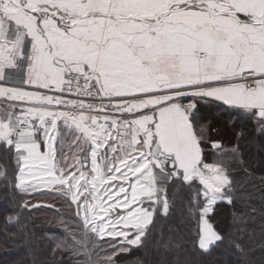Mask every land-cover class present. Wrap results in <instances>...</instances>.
I'll list each match as a JSON object with an SVG mask.
<instances>
[{
    "label": "snow or ice",
    "instance_id": "6c2138e0",
    "mask_svg": "<svg viewBox=\"0 0 264 264\" xmlns=\"http://www.w3.org/2000/svg\"><path fill=\"white\" fill-rule=\"evenodd\" d=\"M217 101L264 135V0H0V149L15 160V189H51L73 206L80 232L51 249L68 264L178 251L157 228L177 204L197 251L249 254L251 213L233 212L240 235L210 219L244 199L238 146L222 151L200 123V105ZM205 146L220 158L206 162Z\"/></svg>",
    "mask_w": 264,
    "mask_h": 264
},
{
    "label": "trees",
    "instance_id": "16d2710c",
    "mask_svg": "<svg viewBox=\"0 0 264 264\" xmlns=\"http://www.w3.org/2000/svg\"><path fill=\"white\" fill-rule=\"evenodd\" d=\"M199 117L211 139L223 145L222 151L238 146V159L232 167L238 184L242 185L244 199L235 207L219 202L210 219L219 231L240 235L230 227L232 214L236 210L251 213L245 217L247 230L242 237L249 254L241 257L226 251L224 245L214 247L208 254L197 251L191 240L195 224L181 214V205L177 204V210L169 218L157 220V228L162 226L166 238L172 236L182 243L178 251L165 256L153 245L133 248L120 254L116 264H176L177 260L179 264H264V135L258 133V125L249 114L216 102L202 103ZM205 147L206 162L220 158L219 153ZM5 168L6 176L3 175ZM17 173L11 154L0 149V264H68L72 260L70 256L60 253L52 256L51 249L71 232H80L73 206L66 197L51 189L20 192L13 187ZM173 191L175 188L170 189ZM179 199L186 202L187 194L182 193ZM24 202L29 207L19 208ZM17 213L19 223L8 224L6 216ZM105 254L107 249L101 253Z\"/></svg>",
    "mask_w": 264,
    "mask_h": 264
},
{
    "label": "crops",
    "instance_id": "0c3cea01",
    "mask_svg": "<svg viewBox=\"0 0 264 264\" xmlns=\"http://www.w3.org/2000/svg\"><path fill=\"white\" fill-rule=\"evenodd\" d=\"M184 102L187 103L188 101L185 100ZM216 103H219V104H222L223 106H226V107H229V108H232V109H236V110H238V111H241V112L246 113V112H245L244 110H242V109L233 108L232 106L226 105V104H224L223 102H219V101H217ZM247 114H248V113H247Z\"/></svg>",
    "mask_w": 264,
    "mask_h": 264
}]
</instances>
